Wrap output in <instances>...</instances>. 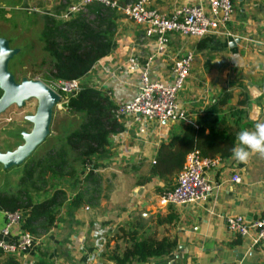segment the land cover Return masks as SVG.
I'll return each instance as SVG.
<instances>
[{"label":"crops","instance_id":"crops-1","mask_svg":"<svg viewBox=\"0 0 264 264\" xmlns=\"http://www.w3.org/2000/svg\"><path fill=\"white\" fill-rule=\"evenodd\" d=\"M196 4L204 7L205 1L150 0L149 8L169 16L182 6ZM116 15L114 48L79 80V86L106 92L113 106H118L137 94L141 68L147 65L151 80L169 84L173 62L191 54L189 75L176 96L186 121L118 120L122 130L108 138L107 156L92 159L88 166L96 167L97 186L86 184L78 189L62 179L51 189L32 195L36 203L58 190L65 199L53 226L43 236H31L28 247L19 243L27 211L16 213L9 222L0 210V243L6 246L0 249V264L8 259L16 264H117L115 259L129 241L123 233L129 232H135L138 240L175 242L166 256L129 264H264V240L253 245L251 232L239 237L225 227L230 217L250 224L264 215V159L253 156L247 165L232 156L219 159L204 175L212 187L210 194L204 201L182 206L159 205L158 195L171 189L175 178L166 183L148 172L158 146L219 99L223 103L217 104L216 114L235 133V146L241 129L264 122V0H233L226 34L200 40L171 35L161 55L154 54L141 26ZM16 148L8 147L0 154ZM86 169L78 170V181H83ZM234 177L239 183L232 182ZM15 189L8 186L0 191ZM78 190L84 193L80 204L69 207Z\"/></svg>","mask_w":264,"mask_h":264},{"label":"trees","instance_id":"trees-1","mask_svg":"<svg viewBox=\"0 0 264 264\" xmlns=\"http://www.w3.org/2000/svg\"><path fill=\"white\" fill-rule=\"evenodd\" d=\"M116 18L114 10L96 3L88 5L84 13L61 23H56L53 17L42 16L40 41L51 60L45 82L57 84L84 78L91 67L114 48ZM58 96L64 101L63 108L68 117L78 122L77 127L42 157L26 160L15 190L0 191V210L6 215L27 211L20 229L30 237L46 234L65 199L64 193L58 190H53L49 198L36 203L32 201V195L51 189L62 179L67 180L70 187L76 184L78 189H83L86 184L97 186L96 167L88 170L83 181H78L75 176L92 159L107 156L108 138L122 130L113 116L116 106L110 102L106 92L79 86L74 94L59 93ZM221 103L223 100L219 99L215 105L197 112L192 124L182 125L177 132L171 133L167 143L158 146L149 167L150 175L171 183L191 152L210 160L232 156L235 133L216 114V106ZM142 180L145 182L147 179ZM83 195L78 190L69 207H77ZM123 235L129 239L128 246L115 259L117 264L166 256L175 248V242L166 238L138 240L135 232ZM6 261V264H16L10 259Z\"/></svg>","mask_w":264,"mask_h":264},{"label":"built area","instance_id":"built-area-1","mask_svg":"<svg viewBox=\"0 0 264 264\" xmlns=\"http://www.w3.org/2000/svg\"><path fill=\"white\" fill-rule=\"evenodd\" d=\"M204 1V7L197 4L185 5L166 16L151 10L150 0H75L62 12L59 19H73L79 13H84L88 5L100 4L141 26L154 47V54L161 55L171 35L200 40L226 34L225 27L233 12V0ZM191 61L192 55L185 54L173 62L169 84L151 80L147 65L141 68L137 94L130 101L116 106L114 118L118 121L130 117L137 122L143 119L163 123L186 121L187 115L176 105V96L189 75ZM53 85L57 94H74L78 90L79 81L58 82ZM217 163L218 160L201 158L197 152L189 153L176 176L174 186L158 195V204L182 206L204 201L212 189L204 175L215 168ZM232 182L239 183L238 178L234 177ZM10 217L13 216H9V222ZM225 227L228 232L239 237H247L251 232L253 245L264 240V215L250 224H246L240 217H230L225 220ZM19 243L21 247H28L31 245V237L24 233ZM0 249L6 250V246L0 243Z\"/></svg>","mask_w":264,"mask_h":264},{"label":"rangeland","instance_id":"rangeland-1","mask_svg":"<svg viewBox=\"0 0 264 264\" xmlns=\"http://www.w3.org/2000/svg\"><path fill=\"white\" fill-rule=\"evenodd\" d=\"M74 1L0 0V39L6 41L10 50L15 51V55L7 63V71L15 84L20 85L23 81L37 82L56 93L54 82H45L51 60L43 51L40 41L41 18L46 15L53 17L56 23L64 22L59 16ZM61 100L51 110V121L44 140L20 165L2 169L1 172L5 173V177L0 172V189L8 186L16 188L21 168L26 160L42 157L69 131L77 127L78 122L68 117ZM36 106V100L29 99L24 101L20 108L11 105L0 114V151L8 150V147L15 148L23 143L22 135L29 134L32 128L26 118L34 115ZM89 165L91 164H87L82 169L90 170ZM8 173L12 175H7Z\"/></svg>","mask_w":264,"mask_h":264},{"label":"water","instance_id":"water-1","mask_svg":"<svg viewBox=\"0 0 264 264\" xmlns=\"http://www.w3.org/2000/svg\"><path fill=\"white\" fill-rule=\"evenodd\" d=\"M14 55L15 51L8 48L5 40L0 39V114L11 105L20 108L29 99H35L37 106L34 115L26 118L32 128L29 134L22 135L23 143L12 152L0 154L3 169L20 165L44 140L51 121V110L60 101L57 93L40 83L23 81L20 85L15 84L7 71V63Z\"/></svg>","mask_w":264,"mask_h":264},{"label":"clouds","instance_id":"clouds-1","mask_svg":"<svg viewBox=\"0 0 264 264\" xmlns=\"http://www.w3.org/2000/svg\"><path fill=\"white\" fill-rule=\"evenodd\" d=\"M236 140L231 150L235 161L247 165L253 156L264 159V122L255 123L251 129H241Z\"/></svg>","mask_w":264,"mask_h":264}]
</instances>
